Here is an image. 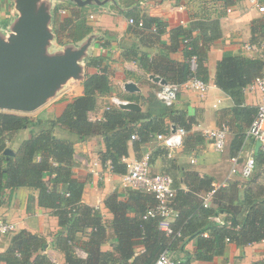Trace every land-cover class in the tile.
I'll return each mask as SVG.
<instances>
[{"label": "trees", "instance_id": "obj_1", "mask_svg": "<svg viewBox=\"0 0 264 264\" xmlns=\"http://www.w3.org/2000/svg\"><path fill=\"white\" fill-rule=\"evenodd\" d=\"M221 1L228 6L236 0ZM130 17L136 21L141 19L143 29L154 27L155 33L162 32L166 26L156 17L139 14ZM65 20L68 21L65 18L63 22ZM253 23V32L256 25L264 33V13ZM75 25L69 34L72 40L82 38L90 30L83 19ZM197 27L199 34L196 37L191 36L188 29H175L176 36H181L183 42L189 40L185 43L184 62L168 60L167 64L161 65L163 72L143 54L139 58L141 65L169 83H182L191 76L206 81L208 71L203 63L206 49L222 36V31L218 19L201 20ZM251 42L259 43L255 37ZM192 56L196 63L193 70L189 65ZM89 64L99 71L86 74L83 94L68 101L63 111L52 120L37 122L26 113L0 110V205L3 189L28 187L36 190V196H31L30 200L51 209L58 224L65 229V234L58 236L57 241L63 247L67 264H153L163 250L170 251L176 264H191L194 260L212 261L215 256H222L228 243L244 246L263 241L264 153L257 150L254 151L256 168L253 174L226 184L215 185L211 176L200 175L194 170L185 169L182 175L168 172L175 189L170 200L175 212L169 223L170 233L160 227L159 216H145L147 209L156 203L152 193L133 188H127L125 197L110 193L103 203L112 214L109 228L115 243L111 251L100 249L106 235V223L98 207L81 201L83 182L73 172L76 165L74 140L102 136L101 163L104 166L109 161L110 171L121 175L127 171L123 158L128 154L132 134L138 136L132 139L133 147L138 150L139 145L149 141L153 134L169 132L170 124H165V116L171 118L174 126L186 130L190 129L191 120L184 119L182 113L168 110L162 103L157 104L158 109L148 108L144 112L108 103L101 119L90 120L88 113L95 108L97 97L108 93L111 83L100 58H91ZM263 71L264 59L240 54H225L216 64L215 84L233 101L228 112L231 119L223 117L222 121L233 135L229 144L231 155L242 149L245 131L256 113V106L244 102V88ZM155 93L149 94L145 100H157ZM57 126L73 131L75 137H57L54 131ZM25 130L30 137L19 140L20 133ZM164 149L159 154L166 156ZM151 156L150 153V163ZM209 194L208 201H205ZM213 215H221L224 224L212 220ZM87 228L91 232L85 250L87 256L82 259L75 254L71 243L77 231L84 233ZM192 239H196V247L194 253L189 254L183 249ZM44 244V237L20 229L11 236L9 247L0 252V264H52L43 252ZM135 246L142 249L135 251ZM250 264H264V259Z\"/></svg>", "mask_w": 264, "mask_h": 264}, {"label": "crops", "instance_id": "obj_2", "mask_svg": "<svg viewBox=\"0 0 264 264\" xmlns=\"http://www.w3.org/2000/svg\"><path fill=\"white\" fill-rule=\"evenodd\" d=\"M38 6L43 7L48 14L47 28L50 37L45 46V55L57 56L79 49L82 53L78 57L79 71L76 75L68 77L61 83L38 108L30 112H22L30 115L37 122L52 120L63 111L68 101L83 94V80L86 74L99 71L89 64L91 58L101 59V65L106 68L111 85L108 93L97 97L95 108L88 113L90 120H99L103 117L105 106L110 103L112 96L138 103L140 109L137 111L144 112L148 108L155 110L157 104L162 102L158 99L147 102L145 99L159 88V83L150 79L149 74L158 76L159 74L149 72L143 67L139 61L140 56L146 54L158 70L160 68L165 72L162 66L167 64L168 60L174 62L186 60L184 52L187 46L181 36H176L175 29L178 27L188 29L191 36L196 37L199 34L197 26L201 20L218 19L222 36L208 46L203 60L208 71L205 81L206 90L196 92L181 89L172 107L162 103L168 110L182 113L184 119L191 120V127L186 130L182 146L168 157L167 154L166 156L159 154L164 148L166 152L168 150L152 137L149 141L141 143L138 150L133 147L131 139L128 142V154L123 160L126 162L137 159L147 151L152 155L150 166L153 172H174L182 175L185 169L194 170L200 175L211 176L215 185L238 179V174H229L232 156L229 144L233 137L232 133L228 132L226 147L219 152L211 147L205 137L199 135V130L204 127L213 128L221 124L224 118L231 119L228 112L233 101L215 84L218 60L225 54L264 59V33L256 25L254 32L252 31L253 20L263 13H259L246 0H236L234 4L228 6H225L221 0H89L88 2L41 0ZM60 10H65V13ZM138 14L158 18L166 24L164 30L155 33L148 28L141 29L129 24L128 18ZM65 18L68 21L63 22ZM18 19L16 0H0V37H7ZM81 19L90 30L82 38L72 40L69 34ZM253 37L259 41L258 50L245 52L242 49L243 44L251 43ZM189 65L193 70L196 63L191 61ZM126 81L134 82L139 90L133 92L125 90ZM259 100V91L248 88L244 90L246 105L256 106ZM164 121L166 125L170 124L169 128L174 125L169 116H165ZM54 131L60 138L75 137L74 132L64 126H57ZM28 137L30 133L25 130L20 133L19 140ZM73 146L76 162L73 172L76 178L83 182L81 201L89 206L98 207L107 228L100 249L103 252L111 251L115 243L109 228L112 214L104 206L103 200L112 192L125 197L127 188L120 185V175L112 173L101 163L102 136L93 135L84 140H74ZM242 149L243 154L252 151L254 155L256 142L246 141ZM1 196L0 216L14 222L17 228L15 232L0 239V252H4L9 247L14 233L25 229L44 237L43 252L52 264H67L63 247L57 241L58 236L65 234V229L58 224V219L51 209L38 206L34 200H30L31 196H36V190L28 187L6 188L1 191ZM90 232L91 229L87 228L84 233L77 231L73 236L71 244L75 254L82 259L87 256L85 250ZM195 247L196 239H192L186 243L183 250L193 254ZM140 249H142L140 246H135V251ZM261 259H264V241L244 246L228 243L222 256H215L212 261L194 260L191 264H217L224 261L229 264H250Z\"/></svg>", "mask_w": 264, "mask_h": 264}, {"label": "built area", "instance_id": "obj_3", "mask_svg": "<svg viewBox=\"0 0 264 264\" xmlns=\"http://www.w3.org/2000/svg\"><path fill=\"white\" fill-rule=\"evenodd\" d=\"M251 6L255 7L259 13L264 12V0H246ZM230 11L229 8H226ZM65 13V10H60ZM89 17H93L89 15ZM128 22L131 25H136L138 28H142L143 22L141 19L134 20L128 18ZM155 31L154 27L151 28ZM188 39L184 40V43H188ZM258 44L246 43L243 44L242 49L245 52H256L258 50ZM194 56L191 57V61H194ZM207 84L199 77L191 76L182 83H169L159 84V88L156 90V97L163 104L171 107L175 104L178 93L181 89H188L196 92L206 90ZM254 89L259 91L260 100L256 105V113L249 124L244 134V142L252 140L259 141V150L264 153V73L255 77L245 88ZM125 102L117 96H112L110 104L119 106V104ZM228 126L225 122L211 128L204 127L199 130V135L205 137L210 143L211 147L216 151H223L227 144L228 138ZM186 135V129L182 126H172L167 134L157 133L151 137L161 143V145L167 148V155L171 157L176 149H179L183 144L184 136ZM136 134L131 135V139H137ZM243 142V143H244ZM242 159V160H241ZM231 167L229 170L230 175L238 174L241 178H248L254 172L256 161L252 151H248L247 154H243L241 149L237 154L230 157ZM241 160V161H240ZM127 171L120 175L119 183L124 188L141 189L153 194L156 203L149 207L145 216H159L160 227L167 233H170L169 223L173 219L175 212L170 206V200L175 194V189L172 186V177L164 172H153L150 166V152H144L139 158L126 161ZM106 167L110 170L109 161L105 163ZM119 175V174H118ZM210 194L205 197V201H208ZM212 220L220 225H223L225 220L221 215H213ZM16 224L12 221L6 220L0 216V239L5 235L11 234L16 231ZM264 241V240H263ZM153 264H176L170 251L163 250ZM217 264H229L228 262H220Z\"/></svg>", "mask_w": 264, "mask_h": 264}, {"label": "water", "instance_id": "obj_4", "mask_svg": "<svg viewBox=\"0 0 264 264\" xmlns=\"http://www.w3.org/2000/svg\"><path fill=\"white\" fill-rule=\"evenodd\" d=\"M40 1L16 0L19 19L7 37H0V110L33 111L61 83L79 71L80 49L57 56L45 55L50 31L47 28L48 14L38 6ZM149 78L159 84L167 83L158 75L149 74ZM124 89L133 92L139 87L132 81H126ZM119 107L140 109L138 103L128 100ZM259 145L256 141V151Z\"/></svg>", "mask_w": 264, "mask_h": 264}, {"label": "rangeland", "instance_id": "obj_5", "mask_svg": "<svg viewBox=\"0 0 264 264\" xmlns=\"http://www.w3.org/2000/svg\"><path fill=\"white\" fill-rule=\"evenodd\" d=\"M264 13V12H263ZM262 14V13H261ZM256 168V167H255ZM238 178H239V176H238ZM240 179V178H239ZM243 180V179H242Z\"/></svg>", "mask_w": 264, "mask_h": 264}]
</instances>
